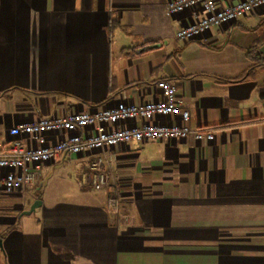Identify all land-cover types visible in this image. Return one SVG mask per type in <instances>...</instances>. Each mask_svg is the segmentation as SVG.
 I'll return each mask as SVG.
<instances>
[{
  "label": "crops",
  "instance_id": "obj_1",
  "mask_svg": "<svg viewBox=\"0 0 264 264\" xmlns=\"http://www.w3.org/2000/svg\"><path fill=\"white\" fill-rule=\"evenodd\" d=\"M168 1L0 0V151L24 122L160 99L163 78L214 133L67 154L11 193L0 167V264H264V64L247 53L264 57V9L185 41L193 11ZM99 158L103 189L83 180Z\"/></svg>",
  "mask_w": 264,
  "mask_h": 264
},
{
  "label": "built area",
  "instance_id": "obj_2",
  "mask_svg": "<svg viewBox=\"0 0 264 264\" xmlns=\"http://www.w3.org/2000/svg\"><path fill=\"white\" fill-rule=\"evenodd\" d=\"M192 9L193 21L180 28L176 37L192 40L214 27L233 22L245 14L259 16L264 0H169V14ZM162 95L160 99L135 104L121 102L95 112H74L57 118H40L18 124L10 130L11 140L0 151V167L7 169L3 189L11 193L33 183L41 163L60 160L67 154H83L103 151L132 141L175 140L192 137L197 141H211L214 133L209 128L193 127L190 111L177 96V88L169 79H159L153 84ZM171 116V122L157 118ZM87 130V131H86ZM66 131L68 137L48 143L51 132ZM26 134L35 143L24 144L20 136ZM101 158L93 160L83 174L85 183L95 189L110 185L102 170ZM115 187V184L113 185ZM113 200L119 198L115 191ZM117 203V202H116Z\"/></svg>",
  "mask_w": 264,
  "mask_h": 264
},
{
  "label": "rangeland",
  "instance_id": "obj_3",
  "mask_svg": "<svg viewBox=\"0 0 264 264\" xmlns=\"http://www.w3.org/2000/svg\"><path fill=\"white\" fill-rule=\"evenodd\" d=\"M76 164H77L76 161H70L68 164V170L74 175V179L78 180V177H77L78 174L77 173L80 169V166L78 167V165H76Z\"/></svg>",
  "mask_w": 264,
  "mask_h": 264
},
{
  "label": "trees",
  "instance_id": "obj_4",
  "mask_svg": "<svg viewBox=\"0 0 264 264\" xmlns=\"http://www.w3.org/2000/svg\"><path fill=\"white\" fill-rule=\"evenodd\" d=\"M247 53H248L249 56H251V57L254 56V57H256L258 60L261 59V62L257 63V65L264 64V57L258 55L259 53L257 52L256 48H251ZM112 207H113V209H114L115 204H113Z\"/></svg>",
  "mask_w": 264,
  "mask_h": 264
},
{
  "label": "water",
  "instance_id": "obj_5",
  "mask_svg": "<svg viewBox=\"0 0 264 264\" xmlns=\"http://www.w3.org/2000/svg\"><path fill=\"white\" fill-rule=\"evenodd\" d=\"M36 206H37V202L35 204H33L32 207L29 210L25 211L24 213L30 214L32 211L35 210ZM1 245H2V238L0 237V246Z\"/></svg>",
  "mask_w": 264,
  "mask_h": 264
}]
</instances>
